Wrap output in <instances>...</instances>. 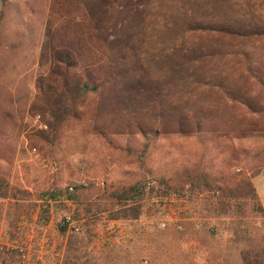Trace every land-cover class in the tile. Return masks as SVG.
Wrapping results in <instances>:
<instances>
[{
    "label": "rangeland",
    "instance_id": "obj_1",
    "mask_svg": "<svg viewBox=\"0 0 264 264\" xmlns=\"http://www.w3.org/2000/svg\"><path fill=\"white\" fill-rule=\"evenodd\" d=\"M263 167L264 0H0V176L48 205L0 199V264H264L259 200L226 190L264 199ZM184 170L225 193L158 183ZM138 180L135 220L57 191Z\"/></svg>",
    "mask_w": 264,
    "mask_h": 264
},
{
    "label": "trees",
    "instance_id": "obj_2",
    "mask_svg": "<svg viewBox=\"0 0 264 264\" xmlns=\"http://www.w3.org/2000/svg\"><path fill=\"white\" fill-rule=\"evenodd\" d=\"M67 57V56H66ZM69 59H66L68 62ZM76 88L79 90L78 98L84 99L87 95H94L98 91V86L92 84L88 79H83L81 81H75ZM198 124H194V128H198ZM155 136V133L152 134ZM153 139V138H152ZM174 177L158 179V183L166 188H170L174 191L176 189H183L185 185H189L194 191H200L202 187L208 188L210 190L220 191L222 194L225 193L224 189L215 185L214 181H209L206 174L202 173H190L187 170L174 173ZM110 189L95 190L91 188L93 193L98 195L97 200H104V203L96 204L95 202L90 201L91 194H87L88 188H82L81 186H75L73 192L71 193L68 188L64 190L57 189L59 193L62 191L69 194L70 200L73 198H83L86 200L84 204V211L86 213L92 212V207L95 208V212H107V217L109 220H135L141 215V206L140 201L145 197L147 193H151L154 190L153 184L150 186L149 183L143 182L141 180L135 181L128 185H116L109 186ZM229 194L233 197H251L255 202L258 201L257 194L255 189L247 177L239 178L232 186L226 188ZM54 191V190H53ZM51 191L47 199L50 201L55 198V192ZM18 196L14 198L9 197L8 185L0 176V199H13L16 205H22L26 201H40V196H37L35 199H32V193L27 190H17ZM31 204L33 208H39V217H43V221H48V205L36 206V202ZM104 206L101 208V206ZM44 207V208H43ZM61 232H65V227L61 228Z\"/></svg>",
    "mask_w": 264,
    "mask_h": 264
},
{
    "label": "crops",
    "instance_id": "obj_3",
    "mask_svg": "<svg viewBox=\"0 0 264 264\" xmlns=\"http://www.w3.org/2000/svg\"><path fill=\"white\" fill-rule=\"evenodd\" d=\"M254 187H255V185H254ZM255 189H256V187H255ZM256 194L258 196V200H259L260 206H261V208H262V210L264 212V199H263L262 195H260V193H259V191L257 189H256Z\"/></svg>",
    "mask_w": 264,
    "mask_h": 264
},
{
    "label": "built area",
    "instance_id": "obj_4",
    "mask_svg": "<svg viewBox=\"0 0 264 264\" xmlns=\"http://www.w3.org/2000/svg\"><path fill=\"white\" fill-rule=\"evenodd\" d=\"M262 173L264 174V167L262 168Z\"/></svg>",
    "mask_w": 264,
    "mask_h": 264
}]
</instances>
